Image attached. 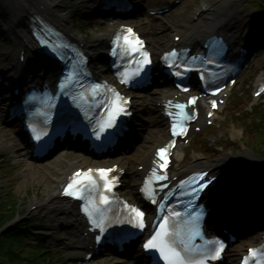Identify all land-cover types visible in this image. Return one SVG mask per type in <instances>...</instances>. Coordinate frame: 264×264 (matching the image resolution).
<instances>
[{
  "label": "rangeland",
  "instance_id": "rangeland-1",
  "mask_svg": "<svg viewBox=\"0 0 264 264\" xmlns=\"http://www.w3.org/2000/svg\"><path fill=\"white\" fill-rule=\"evenodd\" d=\"M31 1L35 2L34 0ZM41 1L51 2L54 0ZM134 1V3H136L135 5L137 7V10L135 7V9L132 11L133 17L131 18V16H129V19L140 25V27L143 29V32L148 36L152 48L159 52L169 43L173 29L185 26L189 21H197V19H193L192 17L196 9L199 8L202 0H183L170 12L158 15L150 14L149 10L155 7L169 5L171 3V0ZM207 1H209L213 5H219V8L221 10H216L215 14L211 17V13L214 10H211V8H209L208 6L209 9L207 8L206 11H204L200 21H198L199 25L201 26V30L210 25L211 19L214 21L223 20V15L225 14V11H227V8H233V16L238 21L236 26L238 37H246L248 39H251L254 35L256 38H259V36L262 34L264 25L261 23V20L255 19L254 7L251 4H247L248 0H242L246 2V4L242 7L236 6L238 0H220V2L218 3H216V0ZM7 2L8 0H0V12L2 13L4 20L3 23L0 22V39H2L0 41V58H2V61H6V65L8 66V62H10L11 60L9 57V52L12 49V45L14 43V41H12V37L13 34L17 35V32L16 28H12V11L10 5ZM93 9L94 7L91 3H85L83 0H68L66 4L58 6L56 10L59 14H65L68 16L69 23L71 24L72 34L74 35V37H81L87 40L94 41V38L97 36L101 37V35L103 34L111 33L112 27L111 25L107 24L106 19L93 15ZM76 13L79 14L76 15ZM75 16L83 18L84 21H82L79 25L76 24L77 19ZM226 16H229V14H227ZM26 20H29L28 17L26 18ZM26 25L28 29L27 21L25 22V26ZM192 25L193 22L192 24L189 23V26H191V28ZM2 51L4 53H1ZM103 52H101V54L96 57L97 59H93V64L97 65V67H100V69L103 68V65H101L102 63L98 64V62H100V59L98 58H100L101 55H105V50ZM101 60H103V57L101 58ZM256 64L257 65L252 68L253 70L249 71V77L251 78V81L247 80L248 83L242 82L240 88H238L235 94L236 97L237 95L242 96V98H240L241 102H238L240 103L239 105L242 104V106L247 107L252 104V102L250 101V90H252V87L250 86H252L256 80V77L252 75V72L264 67V50L262 54L257 58ZM100 72H102V70H100ZM157 88L158 83L156 84L155 89ZM153 91L151 94L154 96L159 93L158 90H155L154 92ZM145 96L149 98H146ZM145 96L139 95L138 97L142 99L151 98V95L145 94ZM2 98H4V96L0 95V151L3 153V156L0 155V193L5 194L10 198L13 196H16L18 198L20 202L19 210L21 214H27V219L24 222H27L31 218H41L43 220L39 221L36 224L39 229L37 232H35V234H31L30 239L32 241L52 243L53 247H55L52 252L56 254L57 262L63 264H76L75 262L78 259H74L72 257L74 250L71 251V243L75 240L73 235L74 233L71 231V234L70 230L67 228L65 224L66 218L63 211L58 208L33 209V204L42 203L41 201L48 200L50 193H58L56 186L57 182H55L48 174H45L42 171L44 168V166L42 165H45V162L37 163L38 169L34 174L30 176L28 175L29 169H27V165L23 163L22 166L17 165L15 154L13 152V149L11 148L12 145L16 144L18 146V149L22 151V154L20 152L18 153H20V155L22 156H26L27 148L25 147L23 140H19V138L15 134L14 128L8 126L3 122L2 116L4 115V102ZM150 101L151 100H145L146 105H150ZM259 102H264V98L260 99ZM138 115V119L140 118L136 121L138 125V145H141L142 143L143 145L140 150L133 153V157L131 158V163L129 165L131 167V175L128 179L129 185H133L135 180L137 179L136 169L139 156L145 155L149 152L150 148L156 144L158 135L164 130L163 124L157 117H155V113L153 112L152 107H150L149 109L146 108L144 111L139 112ZM233 117L235 116L233 115ZM228 120L225 121L224 127L220 129L223 135L220 142L216 138L212 137V135L208 137L209 140L214 143V148L218 149V151L211 152L205 150V148H203L202 146H196L198 149H203L205 152H207L206 155L195 153L187 155V159H185L186 161L182 164H178L176 168L181 169L192 164H198V166H208L217 161H223L222 166L224 167L227 181H237V183L242 184L241 175L246 171L244 165L248 166L249 168L255 165L256 168L252 169L251 171L255 178L254 181H256V184H258V186H252L250 189H246L254 191L255 198H262L264 197V168H261L260 166L259 168H257L256 162H264V154L258 151H254L247 144V130L244 134V129L242 126L243 124H241L240 122H235L234 118L232 117L231 121ZM219 123L221 122L219 121L217 125H219ZM140 124L142 127L140 126ZM242 131L243 133H241ZM200 138H204L203 134L200 135ZM4 143H10L11 147L8 146L9 144ZM131 144L133 145V143ZM18 149L16 148L15 150ZM75 157L76 155L72 156L73 159H76ZM55 172L57 176L61 174L57 170H55L53 173ZM48 183H50V185H53V189L51 190V192H46L45 186ZM226 202L227 201H225L224 204H220L219 206V209L223 212L227 211L229 208V205H227ZM239 243L236 247L241 246L242 243V246H246L248 244L244 243L243 241ZM236 249L234 248L230 252L229 261L231 264H234L233 259L236 256ZM94 264L106 263L101 257V259L94 262Z\"/></svg>",
  "mask_w": 264,
  "mask_h": 264
},
{
  "label": "bare ground",
  "instance_id": "bare-ground-1",
  "mask_svg": "<svg viewBox=\"0 0 264 264\" xmlns=\"http://www.w3.org/2000/svg\"><path fill=\"white\" fill-rule=\"evenodd\" d=\"M35 2L31 1V0H8V4L10 5L11 8V20H12V26L14 25L16 27V32H18L17 35L13 34L12 37V41H14V46L12 47V51H17L20 47L25 48L26 49V53L27 54H32L33 50H34V46L36 45V42L33 40V36L30 34L29 31V27L27 29V25L25 26V22L28 20H26V18L28 16L34 15V14H38L39 16H42L44 19L55 23L57 26H59L60 28H62L65 33L69 36H72L71 31V24L68 21V17L66 15L63 14H59L57 12V7L61 6L62 4H66L68 2V0H54L51 2H47V1H41V0H34ZM95 3H98V1L94 0ZM211 8V10H214L211 13V17L215 14L216 10H218V5H213L211 4V6L209 7ZM230 20L233 19V17H229ZM226 19L224 18L223 20H211L210 21V25L208 26V32L209 31H213V29H216L217 27H226L228 26L230 23H227L225 21ZM181 33L184 35L185 38H191L192 35L197 37L200 36V34H198L199 32V28L195 25V28L189 29V27L184 26V27H179L178 28ZM195 34V35H194ZM106 37H103L102 41H105ZM95 41H91L88 42V48L93 50L94 52H101L102 46L101 44L95 45L94 44ZM101 43V42H100ZM18 62L17 61H13L11 68L17 71H21L18 66H17ZM53 70V69H52ZM16 71V72H17ZM50 71V70H48ZM47 70L44 71L39 70V73H36L35 75L37 77L40 76H46L47 74ZM144 107L140 108L143 109ZM146 108V107H145ZM153 109H155V107L153 106ZM144 110V109H143ZM142 110V111H143ZM160 136V135H159ZM22 137V135H21ZM162 138H166L165 134H161ZM178 156V152L176 153V157ZM82 157V156H79ZM148 155H140L139 156V161L142 163H146L148 161ZM83 159H85L84 157H82ZM80 160V158L78 159ZM61 161L63 163H66V165L64 167H61L62 169H66L64 170L63 173H61L60 175L56 176L55 178H53V180L55 182H57L56 186H57V190L58 193H50L48 200L46 201H41L42 205L41 207L44 208H58L60 210H62L64 212V214H66L67 217V221L66 224H72L73 223V229L76 230L77 236L79 238H81V240H83L80 232L83 231L85 229V222L83 217L79 214V204H70L69 200L66 198H62L60 196V192H61V185L65 182V179H67V177L72 173V170L77 167L80 166L78 165L79 162L81 161H77L74 162L73 159L71 158H67L65 156H63L61 158ZM117 161L122 162V164H124L125 166H128L131 163V157H119V159ZM223 161H218L217 165L216 164H212L211 167L213 169V171L215 173H222L223 179H222V185L224 184V186H220L219 189H225L226 188V192H232L233 196L238 194L237 196L239 198H246L247 200H254L251 197L254 195V191L251 192L252 195H250L249 191L246 189H243L240 185H234L232 184V182H226V175H225V170L224 167H222L219 164H222ZM29 166L32 168L31 171L36 172V169H33L34 165L32 163L29 164ZM51 168H57L60 169V165L59 164H54L52 163ZM191 169L195 168V166L190 167ZM190 169V170H191ZM71 170V171H70ZM189 171V170H188ZM181 174H184V171H180ZM179 170H176V174L180 173ZM139 175H142L143 173L140 172L138 173ZM228 184V185H227ZM232 184V185H231ZM236 184V183H235ZM258 184L255 185V187H257ZM241 187V188H240ZM230 188V189H229ZM46 192H51V190L53 189V185H50V183H48L45 186ZM56 189V187H55ZM130 192V196H135L134 192L132 190L129 189ZM247 192V193H246ZM235 197V196H234ZM213 198H218L219 200L222 198L221 195L215 194V196H213ZM218 203H215V206H217ZM246 226V225H245ZM247 232H251L249 231L248 228L244 227L242 233H247ZM250 235V236H249ZM255 234H248L246 236V238H250V240H246V241H251L253 240L252 237ZM249 236V237H248ZM83 243V242H82ZM83 254V253H82ZM78 254L77 252L74 253L73 256L77 257ZM130 259L131 257H125ZM107 264H127V260H116V261H111V260H107Z\"/></svg>",
  "mask_w": 264,
  "mask_h": 264
},
{
  "label": "snow or ice",
  "instance_id": "snow-or-ice-1",
  "mask_svg": "<svg viewBox=\"0 0 264 264\" xmlns=\"http://www.w3.org/2000/svg\"><path fill=\"white\" fill-rule=\"evenodd\" d=\"M127 32L130 34L129 36H124L123 40L125 42V51H131L133 53L139 52L141 53L143 59L140 61L141 64H148L150 63L149 59V53L146 51H143V41L139 39L138 36L135 35L134 31L132 29H127ZM120 41L117 40V44L119 45ZM179 75V73H177ZM99 87V86H97ZM259 94V93H258ZM117 99H120L117 94ZM194 102V99L193 101ZM213 106H215V101H213ZM177 108H181V105H176ZM120 111H123L122 108L117 106L115 109H113L109 113V119L106 123L100 125V132H103L105 128L112 127V125L115 123L116 116L119 114ZM173 134H176L175 130L177 125L173 124ZM183 132V128H181V133ZM39 138V137H37ZM97 138H99V133H97ZM167 148H160L157 152V155L160 156L162 160H167ZM111 170H100L101 176H103L104 180L107 182V185L109 188L112 187V182L108 179V172ZM81 175H84L85 179L88 181H91L93 185H95V181L92 177V172L89 171L86 174L77 173L76 177L74 178L73 182L68 185L66 194L73 195V196H79L80 192L77 190V186L82 183L80 177ZM200 187L202 188L203 185L201 184ZM195 191V190H194ZM104 203H108V197H104ZM95 207V205H93ZM85 211H89L88 207H85ZM133 211L136 213L138 217V226L144 227L143 224V216L144 213L141 212L139 209H133ZM91 214V213H90ZM174 215H179L178 213H174ZM168 220L167 218L164 219V222L161 223L159 229L155 232L154 235L151 236L150 239H148L144 245V249H151L156 250L160 254V258L165 262V264H206V261L208 259V256L205 255L201 259L195 260L190 258L189 256H186L185 252H190L191 249L189 248L188 244L180 240V244L183 246V251L181 248L177 247V237L179 236V233L176 232H170L168 227ZM196 235L199 234L198 231L195 232ZM224 243L221 241L219 242V247L215 250L214 254L211 256V259H217L219 258L220 254L224 250ZM254 249L248 250V256H252L254 254ZM245 260L248 259L246 256L244 258Z\"/></svg>",
  "mask_w": 264,
  "mask_h": 264
},
{
  "label": "trees",
  "instance_id": "trees-1",
  "mask_svg": "<svg viewBox=\"0 0 264 264\" xmlns=\"http://www.w3.org/2000/svg\"><path fill=\"white\" fill-rule=\"evenodd\" d=\"M259 11L264 12V2H260ZM251 140L261 151H264V131L252 134ZM19 203L16 196L6 199L1 198L0 193V229L18 214ZM24 232V228L20 227L0 238V264L19 262L35 264V261H41V257L47 254L48 250L37 251L25 242Z\"/></svg>",
  "mask_w": 264,
  "mask_h": 264
}]
</instances>
